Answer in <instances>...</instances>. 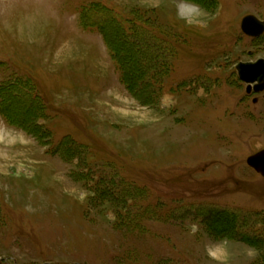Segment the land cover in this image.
<instances>
[{"label":"rangeland","instance_id":"374dc122","mask_svg":"<svg viewBox=\"0 0 264 264\" xmlns=\"http://www.w3.org/2000/svg\"><path fill=\"white\" fill-rule=\"evenodd\" d=\"M248 15L264 0H0V264H264Z\"/></svg>","mask_w":264,"mask_h":264},{"label":"water","instance_id":"95a60500","mask_svg":"<svg viewBox=\"0 0 264 264\" xmlns=\"http://www.w3.org/2000/svg\"><path fill=\"white\" fill-rule=\"evenodd\" d=\"M242 31L253 37H258L264 33V22L254 15L243 18L241 23ZM239 77L245 83L257 82L255 89L264 90V58L255 62H240L237 65ZM247 164L264 177V150L247 158Z\"/></svg>","mask_w":264,"mask_h":264},{"label":"trees","instance_id":"16d2710c","mask_svg":"<svg viewBox=\"0 0 264 264\" xmlns=\"http://www.w3.org/2000/svg\"><path fill=\"white\" fill-rule=\"evenodd\" d=\"M103 21L104 22H106V21H114V19L111 17V16H109V15H106V13H105V19H103ZM128 24L130 25V27H131V30L128 32V33H126V30H122V34L125 36V39H129L130 38V40H132V41H135V42H137V43H139L140 44V39L143 41L145 38H147V37H150L151 35L149 34V32L147 31V30H142V29H140L138 26H136V24H134L133 22H128ZM97 25V24H96ZM116 27L118 28V24H117V22H116ZM121 33V32H120ZM104 34V36H105V33H103ZM126 36H128L127 38H126ZM146 40V39H145ZM144 42V41H143ZM148 42H149V40H148ZM109 46V45H108ZM110 47V46H109ZM129 51H132L131 50V47H129ZM115 52V51H114ZM116 53H117V51H116ZM115 59H117V58H115ZM135 60H136V56H135ZM120 65V72H121V75H122V77H121V79H122V81L124 82V84L126 85V87L128 88V89H130L131 90V92L132 93H137V94H139L140 92H141V90L142 89H140V88H138V89H135V88H133V84H134V82H132V78H131V76H136V75H134L133 73L131 74V76H130V74H128V73H126V70H125V68H124V66L123 65H121V63H119ZM142 75H144V74H142ZM145 76V75H144ZM140 80H143L144 81V79H143V77H141V79ZM144 90H145V88H143ZM143 91V90H142ZM143 92H146V91H143ZM142 92V93H143ZM142 95V94H141ZM35 99V98H34ZM215 215H216V221L218 220L219 222H224L225 224L227 223L228 224V221H229V219H230V217L232 218L233 216L232 215H229V213H227L226 211H224V210H217L216 212H215ZM231 221H233L232 219H231ZM226 224V225H227ZM232 225V224H231ZM228 226V225H227ZM230 226V225H229ZM224 229H227V228H224Z\"/></svg>","mask_w":264,"mask_h":264},{"label":"flooded vegetation","instance_id":"af4514ba","mask_svg":"<svg viewBox=\"0 0 264 264\" xmlns=\"http://www.w3.org/2000/svg\"><path fill=\"white\" fill-rule=\"evenodd\" d=\"M257 82H254V83H246V92L248 93V95H254V98H253V102L255 104H257L259 102V99H258V94H264V90L263 91H257L255 89V87L257 86Z\"/></svg>","mask_w":264,"mask_h":264},{"label":"clouds","instance_id":"9594fccd","mask_svg":"<svg viewBox=\"0 0 264 264\" xmlns=\"http://www.w3.org/2000/svg\"><path fill=\"white\" fill-rule=\"evenodd\" d=\"M184 6H185L184 4H181V5L178 6L177 15H178V18L179 19H184L186 21V18L183 17V16H180V14H179V9L182 8V7H184ZM196 7H198V5H196Z\"/></svg>","mask_w":264,"mask_h":264}]
</instances>
